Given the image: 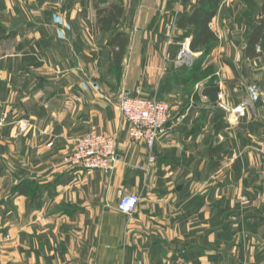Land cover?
Returning a JSON list of instances; mask_svg holds the SVG:
<instances>
[{"label": "crops", "instance_id": "obj_1", "mask_svg": "<svg viewBox=\"0 0 264 264\" xmlns=\"http://www.w3.org/2000/svg\"><path fill=\"white\" fill-rule=\"evenodd\" d=\"M196 1L0 0V264H264V34L246 58L254 16L221 0L212 51L179 62ZM122 94L169 104L152 150ZM87 134L117 140L111 173L64 161Z\"/></svg>", "mask_w": 264, "mask_h": 264}, {"label": "built area", "instance_id": "obj_2", "mask_svg": "<svg viewBox=\"0 0 264 264\" xmlns=\"http://www.w3.org/2000/svg\"><path fill=\"white\" fill-rule=\"evenodd\" d=\"M190 55L189 43L185 41L181 44L179 62H186ZM116 106L122 119L128 125L129 139L136 143H143L149 150H152L166 130L170 116L169 104L141 96L130 97L122 94ZM231 115L236 118L243 117L245 108L232 109ZM117 149V140L113 136L87 134L77 140L74 150L64 161L73 168L111 173L117 161ZM256 152L264 160V142L259 145ZM152 158L150 156V161ZM139 201L138 194L121 195L117 209L130 218L136 211Z\"/></svg>", "mask_w": 264, "mask_h": 264}, {"label": "trees", "instance_id": "obj_3", "mask_svg": "<svg viewBox=\"0 0 264 264\" xmlns=\"http://www.w3.org/2000/svg\"><path fill=\"white\" fill-rule=\"evenodd\" d=\"M221 0H197L196 5L192 8L189 14H184L178 17L176 21V27L181 30L188 31L190 35L189 49L192 52L201 50L204 55L209 54L216 43L218 42L216 34L210 29L209 23L213 19L216 13L217 6ZM247 6L248 10H251L249 14L254 16L255 24L252 27L245 44V57L257 58L260 56L256 52V46L259 44L264 34V0L260 6L253 0H242ZM109 13L99 11V16H102L103 25L110 26L111 23L118 24L119 18L122 14V9L118 6H113ZM123 36L118 34L117 37ZM116 37V38H117ZM119 46V51L116 53L117 59L125 53V47L127 42H122ZM207 88L212 87L207 94L211 97V100L215 99L217 88L213 84V79L206 85Z\"/></svg>", "mask_w": 264, "mask_h": 264}, {"label": "water", "instance_id": "obj_4", "mask_svg": "<svg viewBox=\"0 0 264 264\" xmlns=\"http://www.w3.org/2000/svg\"><path fill=\"white\" fill-rule=\"evenodd\" d=\"M252 97L255 99V94L252 92Z\"/></svg>", "mask_w": 264, "mask_h": 264}, {"label": "rangeland", "instance_id": "obj_5", "mask_svg": "<svg viewBox=\"0 0 264 264\" xmlns=\"http://www.w3.org/2000/svg\"><path fill=\"white\" fill-rule=\"evenodd\" d=\"M263 143V142H262Z\"/></svg>", "mask_w": 264, "mask_h": 264}]
</instances>
